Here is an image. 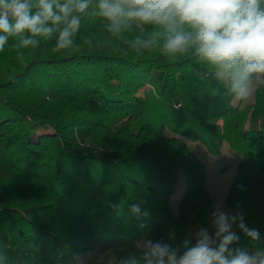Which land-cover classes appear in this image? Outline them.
Here are the masks:
<instances>
[{"label":"trees","instance_id":"obj_1","mask_svg":"<svg viewBox=\"0 0 264 264\" xmlns=\"http://www.w3.org/2000/svg\"><path fill=\"white\" fill-rule=\"evenodd\" d=\"M105 35L85 19L71 52L53 53L52 41L23 50L24 63L0 52V264H106L141 240L179 247L193 227L214 232L205 166L184 138L240 155L225 205L260 240L234 224V247L264 249V89L232 104L194 57L118 51L119 41L96 43Z\"/></svg>","mask_w":264,"mask_h":264},{"label":"clouds","instance_id":"obj_2","mask_svg":"<svg viewBox=\"0 0 264 264\" xmlns=\"http://www.w3.org/2000/svg\"><path fill=\"white\" fill-rule=\"evenodd\" d=\"M85 19L99 21L106 34L96 43L119 41L126 47L118 51H158L169 61L194 57L233 103L264 89V0H0V52L15 50L21 63L23 50L42 42L52 41L53 53L71 52L80 47L76 37ZM83 43L92 48L94 37ZM130 210L141 213L139 204ZM211 223L214 232L200 227L179 247L141 240L136 252L109 257L106 264H264V249L234 247L240 241L234 224L252 242L260 240L242 211L232 215L216 205Z\"/></svg>","mask_w":264,"mask_h":264},{"label":"rangeland","instance_id":"obj_3","mask_svg":"<svg viewBox=\"0 0 264 264\" xmlns=\"http://www.w3.org/2000/svg\"><path fill=\"white\" fill-rule=\"evenodd\" d=\"M142 93V91H140ZM254 96L241 104L252 102ZM232 104H237L233 103ZM43 127H38V131H43ZM190 149L195 155L204 163L205 166V181L204 187L208 191L211 201L214 206H221L222 210L231 214L230 208L225 205V198L228 187L232 182L235 173L236 165L240 159V155L229 147L226 142H223L219 153L211 154L206 147L199 141L184 138ZM184 188V179L182 175H179L173 194L170 196V204L174 214L178 210V202L181 199L182 191ZM198 230V227H193V233ZM234 230V225L232 231ZM95 252L91 251L88 254L81 257L80 261L90 262L95 257ZM109 257L112 255L108 254ZM99 258V257H98Z\"/></svg>","mask_w":264,"mask_h":264}]
</instances>
